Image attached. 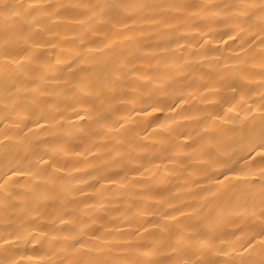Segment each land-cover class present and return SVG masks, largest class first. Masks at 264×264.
<instances>
[{
    "label": "bare ground",
    "instance_id": "1",
    "mask_svg": "<svg viewBox=\"0 0 264 264\" xmlns=\"http://www.w3.org/2000/svg\"><path fill=\"white\" fill-rule=\"evenodd\" d=\"M0 264H264V0H0Z\"/></svg>",
    "mask_w": 264,
    "mask_h": 264
}]
</instances>
